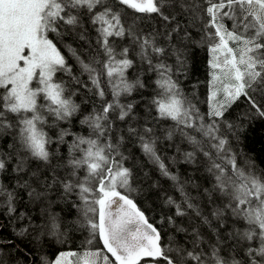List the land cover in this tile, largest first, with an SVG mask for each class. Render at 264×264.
Masks as SVG:
<instances>
[{"label": "snow or ice", "instance_id": "1", "mask_svg": "<svg viewBox=\"0 0 264 264\" xmlns=\"http://www.w3.org/2000/svg\"><path fill=\"white\" fill-rule=\"evenodd\" d=\"M153 14L163 30L145 32L141 25ZM85 18L96 34L95 54L84 59L72 45L66 47L91 87L74 74L58 47L65 36H76L92 46ZM200 47L209 55L206 114L193 103L195 97L190 99L182 91L179 80L187 75L191 57ZM169 56H175L174 65L166 62ZM138 65L156 74L149 115L154 109L152 119L157 123L172 122L165 138L179 135L192 145L193 150L184 153L186 161L196 162L198 153L205 158L212 183L204 193L213 210L211 219L203 216L202 221L212 229L211 242L193 228L191 247L187 242L162 246L160 231L118 190L127 188L132 176L121 151L126 138L135 137L163 174L170 175L157 154L155 128L147 120L142 128L129 123L136 119V103L121 101L122 96L126 99L148 87L142 72L129 76ZM63 76L92 92L99 107L93 105L85 114L73 100L79 89L70 88ZM109 93L110 100L106 99ZM241 98L248 106L247 127L256 118L264 119V0H0V197L4 198L0 209L9 216V223L28 221L14 229L17 237L27 240L26 247L14 246L15 251L31 257L33 239L52 236L64 243L69 231L87 226L91 236L102 241L103 249L85 252L83 264L146 260L151 264H264V169L258 170L251 156H242L221 134L226 126L238 144L246 133L245 121L236 124L226 117ZM117 121L125 123L126 129H120ZM77 124L86 134L73 131ZM54 142L55 152L51 151ZM60 145L67 146L66 157L60 156ZM33 162H42L51 174L45 175L39 163L33 169ZM4 177L11 178V189L3 183ZM17 189L32 202L49 204L55 193L82 211L83 220L74 221L70 215L61 220L48 213L47 223L29 239L37 226L24 213L13 215L20 199ZM168 202L174 203L171 198ZM185 203L196 209L186 193ZM97 212L98 223L90 216ZM176 215H185L180 205ZM196 215L201 216L198 209ZM227 220L232 226L224 234L221 229ZM5 227L0 223V231ZM70 255L76 253L61 252L54 261L40 256L39 264H65ZM13 262L20 264V256L8 254L5 259L0 254V264Z\"/></svg>", "mask_w": 264, "mask_h": 264}, {"label": "trees", "instance_id": "2", "mask_svg": "<svg viewBox=\"0 0 264 264\" xmlns=\"http://www.w3.org/2000/svg\"><path fill=\"white\" fill-rule=\"evenodd\" d=\"M128 11L132 14L131 10ZM85 25L89 29L88 37L89 40L92 41L91 47H89L87 42L79 40L76 36H65L63 42L58 43V47L68 59V63L73 65L74 74L79 76L82 81L88 82L89 87H91L87 74L81 75L80 66L66 47L68 44L72 45V47L77 49L84 59L95 54L94 49L96 48V45L94 41L96 34L91 29V26L87 24L86 18ZM141 27L144 28L145 32L154 29L163 30L154 14L152 18L146 19ZM50 38L56 42L54 34H50ZM124 43H127V41H124ZM208 59L209 55L206 48H197L191 57V67L188 70L187 75L179 76L182 91L190 99L195 97L193 103L197 105L202 114L208 112ZM166 62L170 65H174L175 56H169ZM143 68L146 69L147 65H144ZM134 71L143 73L142 78L146 81L148 87L133 92L132 95L126 99L122 96L121 101H134L136 103L134 109L136 119L130 120L129 123L138 128H142L145 120H147L149 125L155 128V134L159 137L156 143L157 154L160 156L161 162L165 164L170 175L165 176L163 174L159 164L142 151L140 142L135 137L131 140L126 138L121 147V151L126 157L123 161L124 166L131 170L132 176L129 186L127 188H119L118 190L122 194L128 195L136 206L144 212L147 220L152 223L158 231H160V243L162 246L175 247L176 242H179L180 244L187 242L188 246L191 247L193 228L197 229V231L203 235L206 242H211L214 240L212 229L202 221L203 216H209L211 219L210 213L213 210V205L209 203L208 197L204 193V189L210 188L212 183V177L206 170L205 158L202 154L198 153L196 162L186 161L184 153L192 151V145L189 144L187 140L182 139L179 135L174 136L171 140L165 138V129L169 128L172 125V122L161 121L157 123L152 119V117L156 115L154 109H151V115H149L150 102L156 91L154 84L156 74L143 71L138 65L136 69L129 71L130 77ZM63 79L68 82L70 88L79 89L77 94L73 96V100L81 105L85 114L92 109L93 105L99 107L100 101L92 92H88L79 85H75L67 76H63ZM106 99H111L110 93ZM247 107V104L243 101V98H241V101H237L226 113L228 121L236 124L245 121V126L247 127V120L244 116ZM117 125L120 129H126L127 127L125 123L119 121H117ZM73 131L82 132L83 134H86L87 132L86 129L78 124L73 127ZM54 132L55 130L50 131V135H53V140L55 141ZM193 134L197 135V138L199 139L198 134ZM221 134L225 135L233 142V146L240 151L242 156L245 154L251 156L254 159L258 170L264 169V119L256 118L252 120L251 126L247 127L246 133L242 134L238 144L233 140L232 134L226 126L221 128ZM56 149L57 145L54 142L51 145V151L55 152ZM59 152L61 157H66L68 155L67 146L60 145ZM37 163L40 164L45 175L51 174L46 169H43L42 162H33L31 167L35 169ZM56 163L57 161L54 158L52 166L55 167ZM59 171L61 175L64 174L63 169ZM171 176H175L176 179L173 180ZM10 179V177L3 178V183L8 184L9 189L13 187L12 183H10ZM181 188H183V191H181ZM17 191L20 199L16 202L17 213L13 215L15 216L24 213L26 216L31 217L32 225L37 226V232H34L29 239H33L38 234V226L47 223L48 213L56 214L61 220H65L69 215L74 221L83 220L82 211L72 208L68 201L61 199L55 193L52 195V202L49 204L48 201L32 202L29 200L25 191L19 189H17ZM59 191L60 189L57 186L56 192ZM185 193L191 198V202L196 205V209L201 212V216L196 215V209H190L187 207V204L185 203ZM169 198H171L174 203H169ZM3 199V197H0V202H2ZM75 199V197L72 198L73 201H75ZM220 202L219 199L216 200L217 204H220ZM176 205L181 206L185 215H176ZM95 207L98 209L99 206L97 205ZM90 216L97 223L99 222L98 212L90 214ZM170 217L171 220H169ZM0 223L7 224V227L0 231V246L3 247V251L0 254L4 255L5 259H7L8 254H11L12 256H20V264H39L40 256H46L49 261H54L59 253L65 251L84 254L85 252L103 249L102 241L99 240L98 236L92 237L90 229L85 226L69 231V235L64 238V243L57 242L56 238L52 236H43L39 241L33 239L32 247L35 251H33L32 256H22L21 253L15 251L14 246L24 248L27 246V240L17 237L15 230H18L20 226L27 224L28 221L12 219V222L9 223V216L0 209ZM217 223V221H213L214 226ZM231 226V220H227L224 228L221 229V232L226 234L227 229L231 228ZM178 228L187 229L188 231L187 233L177 231ZM89 239L92 240L91 244L87 242ZM9 241H12L13 244H9ZM104 254H107L111 260L115 259L114 257H111L110 253H106V250ZM13 264H15V262H13ZM141 264H151V262L146 260L142 261ZM156 264H164V262L158 261Z\"/></svg>", "mask_w": 264, "mask_h": 264}, {"label": "rangeland", "instance_id": "3", "mask_svg": "<svg viewBox=\"0 0 264 264\" xmlns=\"http://www.w3.org/2000/svg\"><path fill=\"white\" fill-rule=\"evenodd\" d=\"M65 252H70V251H65ZM71 253H74V252H71ZM77 261H80V264H83L84 262L83 253L82 254L76 253V255H70L65 258V264H77Z\"/></svg>", "mask_w": 264, "mask_h": 264}, {"label": "water", "instance_id": "4", "mask_svg": "<svg viewBox=\"0 0 264 264\" xmlns=\"http://www.w3.org/2000/svg\"><path fill=\"white\" fill-rule=\"evenodd\" d=\"M122 203V202H121ZM115 209H116V205H113V211H115ZM148 223H150L149 221H148ZM150 224H152V223H150ZM153 225V224H152ZM154 226V225H153ZM155 227V226H154Z\"/></svg>", "mask_w": 264, "mask_h": 264}]
</instances>
